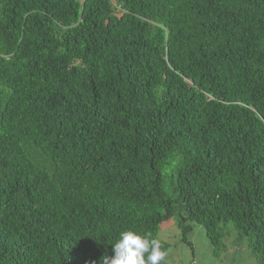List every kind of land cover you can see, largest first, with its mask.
Returning a JSON list of instances; mask_svg holds the SVG:
<instances>
[{
  "label": "trees",
  "instance_id": "trees-1",
  "mask_svg": "<svg viewBox=\"0 0 264 264\" xmlns=\"http://www.w3.org/2000/svg\"><path fill=\"white\" fill-rule=\"evenodd\" d=\"M172 221L264 264V0H0V264Z\"/></svg>",
  "mask_w": 264,
  "mask_h": 264
},
{
  "label": "rangeland",
  "instance_id": "rangeland-1",
  "mask_svg": "<svg viewBox=\"0 0 264 264\" xmlns=\"http://www.w3.org/2000/svg\"><path fill=\"white\" fill-rule=\"evenodd\" d=\"M228 235L224 238L226 250L219 258L212 255L211 246L206 238L205 229L194 225L193 230L183 241L175 221L160 229L158 238L169 245L166 264H259L251 255L248 241L240 236L232 225L226 228Z\"/></svg>",
  "mask_w": 264,
  "mask_h": 264
},
{
  "label": "clouds",
  "instance_id": "clouds-1",
  "mask_svg": "<svg viewBox=\"0 0 264 264\" xmlns=\"http://www.w3.org/2000/svg\"><path fill=\"white\" fill-rule=\"evenodd\" d=\"M112 252L102 257V264H162L168 254L159 238L131 229L119 233Z\"/></svg>",
  "mask_w": 264,
  "mask_h": 264
},
{
  "label": "crops",
  "instance_id": "crops-1",
  "mask_svg": "<svg viewBox=\"0 0 264 264\" xmlns=\"http://www.w3.org/2000/svg\"><path fill=\"white\" fill-rule=\"evenodd\" d=\"M169 225H171V224H169ZM169 225H168V226H169Z\"/></svg>",
  "mask_w": 264,
  "mask_h": 264
},
{
  "label": "built area",
  "instance_id": "built-area-1",
  "mask_svg": "<svg viewBox=\"0 0 264 264\" xmlns=\"http://www.w3.org/2000/svg\"><path fill=\"white\" fill-rule=\"evenodd\" d=\"M193 264H195V263H193Z\"/></svg>",
  "mask_w": 264,
  "mask_h": 264
}]
</instances>
